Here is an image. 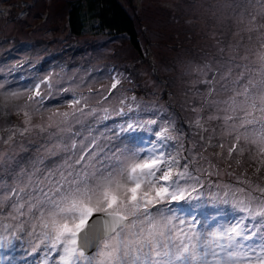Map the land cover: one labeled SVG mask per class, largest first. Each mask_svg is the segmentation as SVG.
Listing matches in <instances>:
<instances>
[{
    "label": "snow or ice",
    "instance_id": "1",
    "mask_svg": "<svg viewBox=\"0 0 264 264\" xmlns=\"http://www.w3.org/2000/svg\"><path fill=\"white\" fill-rule=\"evenodd\" d=\"M244 7L237 25L255 42L250 35L227 55L219 49L214 70L207 62L194 69L210 73L209 97L222 93L207 100L218 138L193 102L189 124L200 134L180 145L175 119L126 96L120 73L101 93L62 89L56 102L67 107L46 123L31 114L52 106L49 75L10 92L22 100L12 108L23 120L5 144L39 139L27 159L11 148L0 154V249L27 245L44 253L42 264H264V0ZM98 94L105 104L119 95L118 106L94 105ZM111 116L119 119L109 124ZM233 163L244 179L225 183L222 175L238 178Z\"/></svg>",
    "mask_w": 264,
    "mask_h": 264
},
{
    "label": "rangeland",
    "instance_id": "2",
    "mask_svg": "<svg viewBox=\"0 0 264 264\" xmlns=\"http://www.w3.org/2000/svg\"><path fill=\"white\" fill-rule=\"evenodd\" d=\"M72 1L75 0H0V84L10 86L7 91L0 89V154L10 148L22 159H27L28 154H37L31 145L38 137L30 135L27 142L22 140L14 146L10 140L6 145L3 137L19 131L23 120V113L12 108L14 102L20 104L22 100L9 93L30 86V80L34 82L45 75L51 77L54 100L51 107L31 114L33 122L43 120L46 123L50 112L67 107L66 103L56 102L66 95L62 89L71 93H87L88 89L101 93L102 86L107 87L116 73H120L124 85L122 92L126 96L135 95L139 104L149 105L144 111H159L164 120L175 119L184 133L179 137L180 145L189 147L200 134L189 124L197 118L191 110L193 102L199 105L204 127L217 128L219 137L218 123L207 120L211 107L207 100L222 93L217 91L209 97L205 80L210 78V73L206 77L194 69L207 62L214 70L216 63L213 62L221 55L219 49L227 55L229 48L246 45L250 35L255 42L254 34L237 25L244 6L254 0H122L134 16L143 50L140 54L126 35L85 33L76 37L71 34L67 16ZM221 4L230 7H213ZM219 87L218 82L217 90ZM129 88L132 91H128ZM23 95L26 94L21 93ZM118 99L119 95L114 96L105 104L98 94L91 102L111 108L118 106ZM12 115L20 120L15 126L10 123ZM118 119V116H111L107 122L110 124ZM149 138V135L144 136L143 140ZM210 151L219 152L220 149L213 146ZM231 170L238 173V178L222 175L225 183L243 181V168L233 163ZM2 176L4 173H0ZM2 188L0 185V191ZM183 211L194 213L195 205L185 204ZM25 249L27 245L22 248L19 244L10 253L0 249V264H6L9 259L12 264H42L43 252Z\"/></svg>",
    "mask_w": 264,
    "mask_h": 264
},
{
    "label": "trees",
    "instance_id": "3",
    "mask_svg": "<svg viewBox=\"0 0 264 264\" xmlns=\"http://www.w3.org/2000/svg\"><path fill=\"white\" fill-rule=\"evenodd\" d=\"M67 25L69 32L76 37L83 36L85 33L94 35L108 34L114 36L126 35L132 47L139 54L143 52L134 16L122 0L72 1L69 5ZM6 86H4L3 91H5V87L6 89L10 87L9 85ZM15 103L16 102L13 104ZM18 117L20 119V114ZM213 121L216 122L215 120ZM19 122L20 120L15 119L13 115L11 116L10 123H12L13 126ZM0 131H2V129ZM148 135L150 136V134L144 136L147 137Z\"/></svg>",
    "mask_w": 264,
    "mask_h": 264
}]
</instances>
